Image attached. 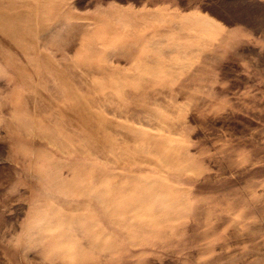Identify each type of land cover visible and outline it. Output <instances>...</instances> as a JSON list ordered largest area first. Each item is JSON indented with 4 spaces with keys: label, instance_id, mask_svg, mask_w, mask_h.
<instances>
[{
    "label": "rangeland",
    "instance_id": "obj_1",
    "mask_svg": "<svg viewBox=\"0 0 264 264\" xmlns=\"http://www.w3.org/2000/svg\"><path fill=\"white\" fill-rule=\"evenodd\" d=\"M0 264H264V0H0Z\"/></svg>",
    "mask_w": 264,
    "mask_h": 264
}]
</instances>
